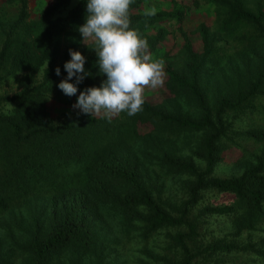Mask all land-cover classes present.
I'll return each mask as SVG.
<instances>
[{
	"label": "trees",
	"instance_id": "1",
	"mask_svg": "<svg viewBox=\"0 0 264 264\" xmlns=\"http://www.w3.org/2000/svg\"><path fill=\"white\" fill-rule=\"evenodd\" d=\"M15 1L17 13L0 44V212L20 216L12 221L22 232L20 264H102L100 237L110 219L137 230L142 238L165 227L184 226L170 233L175 254L167 264H194L215 252L241 249L264 264V237L243 245L224 239L195 248L188 243L199 235L200 217L226 216L236 233L255 230L264 218V126L240 132L261 142L243 171L213 174L225 149L221 140L228 133V111L240 108L263 87L264 54L260 69L243 86L211 101L205 84L214 73L208 60L217 35L206 21H199L196 33L202 48H194L185 11L197 5L195 0L158 10L153 17L143 15L146 0H134L132 27L146 37L150 52L156 58L159 51L169 53L165 41L172 24L173 32L180 34L182 65L166 60L170 96L164 106L146 99L144 110L133 117H92L72 105L79 91L106 79L94 51L82 52L90 75L77 86V94L69 97L58 88L67 77L69 49L83 43L78 26L85 22L86 0L68 9L70 0H51L36 16H31L28 0ZM207 1L226 8L231 18L250 23L264 41V4L251 8L244 0ZM10 78L18 87L3 91ZM70 82L75 83V77ZM61 106L63 113L58 112ZM182 133L194 135V153L202 166L176 151ZM168 174L185 176L186 195L176 205L161 196L159 179ZM206 190L228 193L233 201L200 205ZM43 200L51 206L39 208L36 201ZM24 214L27 222L21 219Z\"/></svg>",
	"mask_w": 264,
	"mask_h": 264
},
{
	"label": "rangeland",
	"instance_id": "2",
	"mask_svg": "<svg viewBox=\"0 0 264 264\" xmlns=\"http://www.w3.org/2000/svg\"><path fill=\"white\" fill-rule=\"evenodd\" d=\"M51 0H28V8L31 16L38 15L41 8ZM77 0H70L65 9L72 7ZM189 0H146L142 8L155 6L158 10H174L184 7V2ZM246 5L254 8L258 4H264V0H244ZM196 6L190 11H185V25L190 28V36L195 49L201 50L202 43L196 33V25L199 21L207 22L210 30L215 31L217 40L215 51L208 63L214 71L205 84L206 95L209 100L227 95L236 87L243 86L245 81L252 78L260 69V57L264 54V41L257 34L255 28L243 20L231 18L226 8L207 0H195ZM18 10L15 0H0V44L3 39V30L11 21ZM174 26V25H173ZM173 26L169 27L165 45L168 54L159 51V58L168 60L176 67L183 62V53L180 50V34L173 32ZM82 43L73 50L81 53H89L93 50ZM154 56V55H153ZM167 79V77H166ZM18 87L15 78L6 80L3 91L12 92ZM79 95V94H78ZM76 96V100L77 97ZM170 92L165 84L162 88L148 91L146 99L152 104L164 106L167 104ZM169 105V104H168ZM58 111V110H57ZM66 111L61 106L63 113ZM229 123L228 133L221 142L225 146L222 157L215 164L213 174L229 176L238 174L254 160V154L259 151L261 142L240 133L251 127L264 126V81L262 89L244 105L227 113ZM194 135L182 133L177 140V152L185 159L191 158L199 166L203 160L194 153ZM163 181L159 179L161 196L170 205H176L186 195L184 178L182 175H163ZM233 197L217 190H206L200 199V205L205 203L222 204L232 202ZM39 208L50 207L47 200L36 201ZM45 202V203H44ZM42 203L41 205H39ZM17 208V207H15ZM25 210V206L18 207ZM19 215L9 211L0 212V264L10 262L20 264L23 260L21 249V230L12 222L19 219ZM199 224V235L188 241L195 248L208 242L224 239L232 240L240 245L251 240H259L264 237V218L259 222L255 230H242L236 233L230 219L222 215H211L202 219ZM27 222L26 214L21 218ZM185 227H165L154 232L147 238L139 236L138 231L132 228L125 229L117 219L108 221L107 230L101 234L100 241L104 246L105 258L102 264H167V258H173L175 247L172 244L170 233ZM104 232V230L102 231ZM194 264H263L255 256L249 255L247 250H235L230 252H215L205 258L195 259Z\"/></svg>",
	"mask_w": 264,
	"mask_h": 264
},
{
	"label": "clouds",
	"instance_id": "3",
	"mask_svg": "<svg viewBox=\"0 0 264 264\" xmlns=\"http://www.w3.org/2000/svg\"><path fill=\"white\" fill-rule=\"evenodd\" d=\"M134 0H86L85 22L78 26L82 41L96 54L99 73L106 77L100 86L78 85L90 73L85 70L86 57L69 49L70 60L64 64L67 77L58 88L66 96H75L73 109L92 117L111 119L121 113L133 117L144 110L146 93L164 86L166 80L163 58L150 52L149 43L140 31L132 27ZM158 9L153 6L143 12L153 17ZM61 74L59 67L55 69ZM75 77V83L70 82Z\"/></svg>",
	"mask_w": 264,
	"mask_h": 264
}]
</instances>
